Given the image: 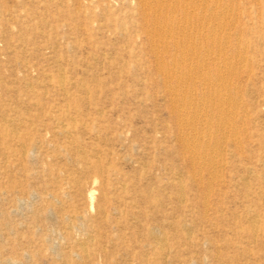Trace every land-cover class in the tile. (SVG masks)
Here are the masks:
<instances>
[{"label": "rangeland", "instance_id": "374dc122", "mask_svg": "<svg viewBox=\"0 0 264 264\" xmlns=\"http://www.w3.org/2000/svg\"><path fill=\"white\" fill-rule=\"evenodd\" d=\"M172 2L0 0V264H264V0Z\"/></svg>", "mask_w": 264, "mask_h": 264}, {"label": "bare ground", "instance_id": "6f19581e", "mask_svg": "<svg viewBox=\"0 0 264 264\" xmlns=\"http://www.w3.org/2000/svg\"><path fill=\"white\" fill-rule=\"evenodd\" d=\"M173 0H140V2H141V5H140V7H141V10H142V12H144V13H152L153 14V16H154V18L152 19V21H151V24H152V27L153 28H151V30H152V32H150V33H152L153 34V36L155 37V36H157V35H161L160 37H157L156 39H153V41L156 43H158V44H164L165 43V38L163 37V35H165L166 33H170L171 31H173V30H175V29H173L174 27H172V24L170 23V24H165V22H163V23H160V19H159V16L162 14V13H164V12H166V11H170V12H174L176 9H177V7L179 6V4H178V2H172ZM176 1V0H175ZM191 1V0H190ZM196 2V1H195ZM201 2V1H200ZM207 2V1H206ZM205 3V2H204ZM206 4V3H205ZM184 7H183V9L185 8H187L186 7V5H183ZM190 6H192L191 4H190ZM181 7V6H180ZM210 8V7H209ZM208 8V9H209ZM192 9V8H191ZM204 9V8H203ZM215 9V8H214ZM188 11H189V9H188ZM193 11V10H192ZM191 11V12H192ZM190 12V11H189ZM194 12H195V10H194ZM211 14H213V13H211ZM225 14V13H224ZM177 16V15H176ZM187 15H184L181 19H182V21H184L186 18ZM212 16V15H211ZM216 16H217V14H216ZM213 17V16H212ZM224 17V16H223ZM173 18V17H172ZM216 18V17H215ZM175 20H176V18H175ZM223 20V19H222ZM194 21V20H193ZM176 22V21H175ZM208 22V21H207ZM188 23H189V21H188ZM202 23V22H201ZM187 29V28H186ZM192 29V28H191ZM187 31V30H186ZM193 31V30H192ZM182 32V31H181ZM178 34V33H177ZM194 34V33H193ZM225 34V33H224ZM167 36V35H166ZM179 36V35H178ZM193 37V36H192ZM179 38V37H178ZM177 38V39H178ZM185 41V40H184ZM156 43V44H157ZM193 44V43H192ZM198 44V43H197ZM225 45V44H224ZM183 46H184V44H183ZM187 46V45H186ZM185 46V47H186ZM180 47V46H179ZM185 47H184V50H185ZM203 48V47H202ZM192 51V46H191V50H190V52ZM156 52H158L157 50H156ZM185 53V52H184ZM193 53V52H192ZM190 55H191V53H189ZM207 55V54H206ZM210 55V54H209ZM183 56V55H182ZM202 58H203V56H202ZM156 59H157V56H156ZM194 60H195V58H193ZM199 59V58H198ZM177 60V59H176ZM222 60V59H221ZM186 62H187V60H186ZM200 63H201V61H199ZM222 62V61H221ZM195 63V62H194ZM223 65V64H222ZM179 67H181L179 64H176V67H175V70H174V76H175V73L176 74H178V76H177V82H182V83H185V81L187 80V78H188V76H187V74L186 73H184L183 71H181L180 69H179ZM205 67V66H204ZM227 68V67H226ZM192 69V68H191ZM191 69H190V71H191ZM194 69H195V67H194ZM186 70V69H185ZM193 70V69H192ZM224 70H225V68H224ZM193 72V71H192ZM201 72V71H200ZM171 74H173V72L171 73ZM194 74V73H193ZM192 74V75H193ZM221 74V73H220ZM223 74V73H222ZM169 72L168 73H166V77H169ZM193 77H195V75H193ZM202 77H203V74H202ZM206 77H207V75H206ZM211 77V76H210ZM191 79V78H190ZM214 79V78H213ZM217 79V78H216ZM206 80H207V78H206ZM218 80H219V77H218ZM207 82H208V80H207ZM206 82V83H207ZM217 84V83H216ZM225 84V83H224ZM213 85V84H212ZM180 86H181V84H180ZM193 86V85H192ZM211 88V87H210ZM230 88V87H229ZM232 88V87H231ZM228 89V88H227ZM192 90V89H191ZM205 91V90H204ZM222 92V91H221ZM218 94H219V92H218ZM225 95V94H224ZM174 99V98H173ZM198 101V100H197ZM228 102H229V100H228ZM227 102V103H228ZM226 103V99H224L223 97H221V96H219V98H218V105H217V108H221V106L222 105H224ZM231 103V102H230ZM182 105H183V101H182ZM181 105V106H182ZM206 105V104H205ZM216 105V104H215ZM178 106V105H177ZM182 108V107H181ZM189 108V107H188ZM228 108H229V106H228ZM204 109V111H203V114H204V112H205V107L203 108ZM181 110V109H180ZM191 110V109H190ZM231 110V109H230ZM191 111H193V108H192V110ZM220 111V110H219ZM195 112H196V109H195ZM228 112V111H227ZM226 112V113H227ZM219 113H221V111L219 112ZM198 114H199V111H198ZM220 115V114H219ZM235 116V115H234ZM203 117H204V115H203ZM186 118H187V116H186ZM191 118H193V117H190V119ZM202 118V117H201ZM200 118V119H201ZM232 118V117H231ZM181 119V118H180ZM223 119V118H222ZM186 119H182V120H180V125L181 126H183V125H186V121H185ZM216 122V121H215ZM227 122V121H226ZM229 122V121H228ZM227 125V124H226ZM225 125V126H226ZM234 133H235V131H234ZM184 134V133H183ZM184 135H186V134H184ZM194 135V134H193ZM205 136V135H204ZM179 141V140H178ZM186 141V140H185ZM190 142V141H189ZM192 145V144H191ZM183 146H184V149H185V151L187 152V150H188V144L186 143V142H183ZM193 148L194 147H192V150H193ZM194 151H192V153H193ZM205 152V151H204ZM200 155H201V153H200ZM196 159V158H195ZM202 160V159H201ZM219 160V159H218ZM195 161H197V160H195ZM213 174V173H212ZM93 181H94V179H93ZM212 182V181H211ZM75 183H76V185L77 186H79L80 185V183H78V180H76L75 181ZM123 186V185H122ZM92 191V190H91ZM183 196V195H182ZM90 200H92L93 199V195L92 194H90ZM183 198V197H182ZM253 217V216H252ZM255 217V216H254ZM182 227V226H181ZM186 229V228H185ZM184 229V230H185ZM189 233V232H188ZM218 262V261H217Z\"/></svg>", "mask_w": 264, "mask_h": 264}]
</instances>
